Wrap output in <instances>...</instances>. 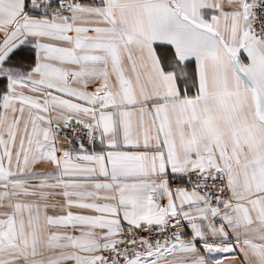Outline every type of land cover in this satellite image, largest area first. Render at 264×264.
<instances>
[{
	"label": "snow or ice",
	"instance_id": "obj_1",
	"mask_svg": "<svg viewBox=\"0 0 264 264\" xmlns=\"http://www.w3.org/2000/svg\"><path fill=\"white\" fill-rule=\"evenodd\" d=\"M0 264H264V0H0Z\"/></svg>",
	"mask_w": 264,
	"mask_h": 264
}]
</instances>
